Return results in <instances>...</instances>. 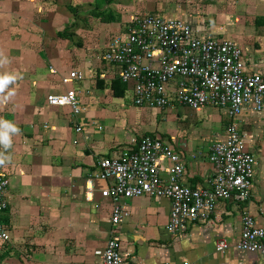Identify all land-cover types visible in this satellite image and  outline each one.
Instances as JSON below:
<instances>
[{
	"label": "crops",
	"instance_id": "1",
	"mask_svg": "<svg viewBox=\"0 0 264 264\" xmlns=\"http://www.w3.org/2000/svg\"><path fill=\"white\" fill-rule=\"evenodd\" d=\"M48 1L7 0L8 12L14 13L12 17L17 19V26L11 24L10 30H0L2 53L9 48L1 41L2 35L11 36V45L25 39V44L18 42L24 45V50L11 51L14 55L23 53L24 61L0 66V73L17 76L9 86L15 95L0 103V118L14 122L21 130L13 136L12 147L6 153L11 156V162L0 166L10 189V204L0 215V222L11 236L7 242L0 241V264H102L95 252L105 248L113 234L120 236L124 264L182 261L264 264L258 253L234 248L219 253L215 249L219 240L225 239L232 246L240 240L247 214L264 228V111L258 113L247 107L238 122L248 150L256 157L253 197L249 201H221L209 220L189 223L185 230L171 234L167 230L170 200L136 197L126 201L127 215L114 227L112 202L100 193L106 183L96 180L93 199L86 198V182L97 171L100 158L120 156L127 149L137 147L147 134L158 136L181 155L185 166L183 183L194 188L205 187L214 169L209 161L210 146L225 139L227 115L212 107L199 111L186 109L194 115V125L197 121L200 123L199 128L194 127V135L180 129L178 133L175 130V137L166 140L162 137L165 134L146 131L153 122L159 128L158 116L163 117L173 108H183L170 106L155 111L139 108L129 112L122 102L129 94L134 95V86L121 81L120 68L105 61L104 54L131 22L126 5L120 0L115 8L103 6L106 13L102 19L89 16L88 22L93 25L85 30L82 45L69 46L58 41L48 43V39L56 37V32L55 36L45 29L33 33V29L27 30L26 24L22 26L23 22H29V16L42 17L49 7ZM155 14L189 21L182 15ZM41 24L45 28L46 22ZM196 30L201 35L235 41L203 28ZM260 31L263 38H259L264 41V24ZM242 33L250 48L253 35L250 31ZM255 49L257 52L250 58L244 57L246 71L264 74V47L255 45ZM261 50L263 55L257 56ZM249 51L253 52L254 47ZM73 70L86 75L80 83L82 112L79 116H74L68 106H51L47 102L50 94H62L74 87L62 84V77ZM78 126L82 127L81 132L76 131Z\"/></svg>",
	"mask_w": 264,
	"mask_h": 264
},
{
	"label": "built area",
	"instance_id": "2",
	"mask_svg": "<svg viewBox=\"0 0 264 264\" xmlns=\"http://www.w3.org/2000/svg\"><path fill=\"white\" fill-rule=\"evenodd\" d=\"M104 60L120 68L123 83L133 84L136 107L165 110L179 106L191 111L212 107L225 111L228 119L225 139L210 146L209 161L214 169L205 187L183 183L185 166L181 155L158 136L147 134L137 147L120 156L100 158L97 171L86 182V198L93 199L96 180L106 183L100 193L112 202L114 227L127 215L126 201L136 197L170 200L167 230L171 234L185 230L189 223L209 220L221 201L247 202L253 197L256 157L248 150L238 122L247 107L258 113L264 111V74L246 71L243 49L237 42L201 35L182 18L147 13L134 17L124 27ZM85 78L81 71L69 72L62 77V84L74 87L62 94H50L48 104L68 106L74 116H79L80 83ZM76 131L81 132L82 127ZM9 204L8 179L0 172V215ZM10 237L0 222V241L7 242ZM121 245L120 236L113 234L95 255L102 264H124ZM231 248L258 253L264 261V228L245 215L241 238L234 246L225 239L215 244L219 253Z\"/></svg>",
	"mask_w": 264,
	"mask_h": 264
},
{
	"label": "rangeland",
	"instance_id": "3",
	"mask_svg": "<svg viewBox=\"0 0 264 264\" xmlns=\"http://www.w3.org/2000/svg\"><path fill=\"white\" fill-rule=\"evenodd\" d=\"M72 1L76 3V5L72 3ZM72 1L49 0V7L45 8L42 17L35 15L32 18L29 16L27 20L29 22H23L22 26L26 24L27 27H25L27 30L33 29V33L45 29V31H50L52 36H55L54 32H56V37L48 39V43L51 41H58L69 46H81L85 30L88 31L89 27L93 25V23L88 22L89 16H98V18L102 19L105 17L104 13H106V10H103V6L115 8L116 5H120V0ZM1 2L0 30L5 32L8 31V29L10 30L11 24L12 27L16 25L15 21L17 19L12 17L14 13L10 14V12H8L7 0H2ZM122 2V4L126 5V8H128L129 16L132 17V19L147 13L186 16L185 18H187L196 29L203 28L211 34L233 38L242 47L245 58H250L252 53L257 52L255 45L264 47V41L260 39L263 38L260 29L264 24V0H122ZM20 5L18 4V6ZM17 10L22 11V9L19 8H17ZM17 15H19V13H17ZM21 16L19 15L20 20L22 18V20L25 21V17ZM33 19H36V21L31 24L30 22ZM43 22H46L45 28H43L41 24ZM34 24L36 25L34 26ZM20 31L24 32L23 29ZM243 31L247 34L248 31H250V35H253V38H250V48L254 47L253 52H250V48L246 45L247 41L245 37L243 38ZM2 36L1 41L5 43L4 45L6 47H9L3 51V55L7 57L8 62L22 63L25 55L23 53H16L14 55L11 51L15 50L16 52V50H24L23 44H25V39H19L17 41V43L22 42L23 44L21 45H19L20 43L11 45V36ZM34 42H37V40H34ZM256 55L262 56V50ZM133 96L134 95L129 94L122 101L128 107L129 112H136L139 109V107H135L132 102ZM155 110L157 109H154V111ZM207 110L212 112L209 108ZM178 111L180 112L179 114L177 113ZM192 116L194 115L184 108H173L163 115V117L158 116L160 118L159 128L153 122L146 131L152 133L158 131L159 133L165 134L162 137L166 140L169 137H175V130L178 133L181 132L179 131L180 129L186 130L187 135H194V127L196 126L199 128L200 126L197 125H200V123L197 121L198 123L195 122L194 125L192 122L194 118H192Z\"/></svg>",
	"mask_w": 264,
	"mask_h": 264
},
{
	"label": "clouds",
	"instance_id": "4",
	"mask_svg": "<svg viewBox=\"0 0 264 264\" xmlns=\"http://www.w3.org/2000/svg\"><path fill=\"white\" fill-rule=\"evenodd\" d=\"M8 63L7 57L0 52V66ZM17 76L13 73H0V103H5L15 95L14 91H9V86L13 84ZM19 127L12 121L0 118V166L11 162V156L6 154L12 147L13 136L20 134Z\"/></svg>",
	"mask_w": 264,
	"mask_h": 264
}]
</instances>
